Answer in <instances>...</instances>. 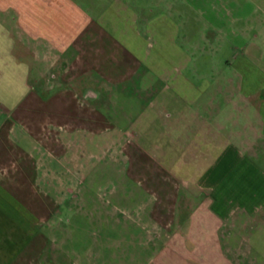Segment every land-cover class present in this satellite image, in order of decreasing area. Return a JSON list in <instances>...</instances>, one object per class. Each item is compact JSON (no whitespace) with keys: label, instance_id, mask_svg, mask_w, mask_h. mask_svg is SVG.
Masks as SVG:
<instances>
[{"label":"crops","instance_id":"crops-1","mask_svg":"<svg viewBox=\"0 0 264 264\" xmlns=\"http://www.w3.org/2000/svg\"><path fill=\"white\" fill-rule=\"evenodd\" d=\"M177 1L207 43L237 44L232 62L191 56ZM210 3L0 0V264H88L57 229L78 189L86 244L113 227L116 262L264 264V22L225 2L212 25L197 7ZM105 157L114 194L127 205L138 190L142 209L105 220L87 182Z\"/></svg>","mask_w":264,"mask_h":264},{"label":"rangeland","instance_id":"rangeland-1","mask_svg":"<svg viewBox=\"0 0 264 264\" xmlns=\"http://www.w3.org/2000/svg\"><path fill=\"white\" fill-rule=\"evenodd\" d=\"M174 2L176 0H169L170 2ZM188 4H190L191 0H185ZM211 3L209 6H197L199 10L206 13L204 16H207L206 18H209L210 23L215 26H221L220 22H215L216 20H220L219 18L222 17V15H225L224 7L225 2L228 6L232 2L234 5L233 8L237 9V7H241L244 9L245 13L248 14L250 19V24L248 26L253 27L256 26L255 20H263L264 22V0H210ZM228 1H230L228 3ZM209 2V1H208ZM178 1L175 3L177 4ZM241 5V6H240ZM178 9H182L183 11V17L185 19V30L187 33L191 34V38L189 39L190 42H194L196 46L194 47V54L191 56H194L196 61H200L202 65H209V63H219L223 61H230L235 58V56L239 53V51L236 50L238 46L233 41L227 42L226 40L219 39H213L210 41V43H207L204 39L203 34H208L209 29H207V24H205V18L201 16V14L198 13V10L195 11L189 9V6L182 5V3H178L177 5ZM213 7L210 11V8ZM211 16H210V15ZM217 15L216 19L215 18ZM207 32V33H206ZM236 44V45H235ZM186 49L189 50V47H186ZM204 72V73H203ZM222 70H214V73L221 74ZM203 76H209L210 72L209 70H203L200 72ZM124 104V103H123ZM120 103V105H123ZM135 107L139 106L138 104H134ZM166 105V104H165ZM173 104L170 105V109ZM175 105H183L182 103H175ZM192 108L188 107L187 111H190ZM144 150H149L152 153V156H156L159 162L160 157L159 153L156 152V147H161L160 145H139ZM107 156V155H106ZM112 160L110 157H105L103 159L102 164L99 165L98 163L91 162L93 165V168L95 173L90 175V178H88L87 182L89 186L95 191H98V204L99 207L108 214L105 216L106 218L109 216H112L113 212V206H125V208L133 209L137 208L139 211L142 209V206H144L145 199L141 196V193L138 192V190L134 193L133 202L125 205V203L120 199L119 196L114 194V191L116 190V187L120 184L118 181L120 173L118 172L116 165L111 162ZM168 169L176 171L177 165L173 166H167ZM179 172V171H178ZM185 174V171H184ZM70 176V175H69ZM69 176L65 177L64 175H58L56 177V183L54 185L60 186L64 183V179L68 178ZM81 180V176L80 179ZM78 196L76 199L72 200V203L70 204V200L68 201L67 206H72L71 210L67 209L64 211V213L60 217V221L58 222L57 229L59 228L58 236L59 238L65 240L67 244L69 245V255L74 257L75 255H81L82 249L83 250H90V262L88 264H97L96 259L105 258V262H100L99 264H121L119 262H116V257L118 256V253L116 251V247L113 246L112 240L114 237V234L116 233L113 229V227H109L107 225H103L101 229L99 230L100 237L104 238L103 240H90L88 242L89 244H86V240L84 239V229H83V221H87V219L91 222L94 221V218H92L91 214H88L86 211V204L84 201L81 200L80 191L77 190ZM131 204V205H130ZM88 217V218H87ZM90 222V226L94 223ZM95 220V225H96ZM97 229L92 230L90 233L98 232ZM96 235V234H95ZM111 243V245H109ZM246 245V244H245ZM243 245V250L247 247ZM101 258H100V256Z\"/></svg>","mask_w":264,"mask_h":264}]
</instances>
